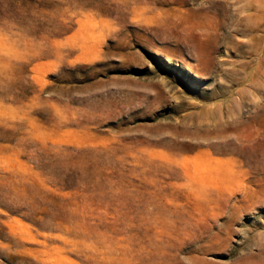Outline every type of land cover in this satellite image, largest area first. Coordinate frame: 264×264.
Returning <instances> with one entry per match:
<instances>
[{
    "label": "rangeland",
    "instance_id": "374dc122",
    "mask_svg": "<svg viewBox=\"0 0 264 264\" xmlns=\"http://www.w3.org/2000/svg\"><path fill=\"white\" fill-rule=\"evenodd\" d=\"M0 264H264V0H0Z\"/></svg>",
    "mask_w": 264,
    "mask_h": 264
},
{
    "label": "bare ground",
    "instance_id": "6f19581e",
    "mask_svg": "<svg viewBox=\"0 0 264 264\" xmlns=\"http://www.w3.org/2000/svg\"><path fill=\"white\" fill-rule=\"evenodd\" d=\"M247 5H248V4H247ZM246 16H248V15L246 14ZM249 17H250V16H249ZM242 18H243V17H242ZM243 19H244V18H243ZM247 20H248V19H247ZM245 21H246V19H245ZM237 22H238V21H237ZM250 25H251L250 22H247V23H246V27L249 28V29H250ZM250 31H251V30H250Z\"/></svg>",
    "mask_w": 264,
    "mask_h": 264
}]
</instances>
